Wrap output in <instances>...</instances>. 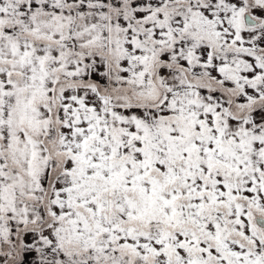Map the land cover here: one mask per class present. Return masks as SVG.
<instances>
[{
    "label": "snow or ice",
    "instance_id": "obj_1",
    "mask_svg": "<svg viewBox=\"0 0 264 264\" xmlns=\"http://www.w3.org/2000/svg\"><path fill=\"white\" fill-rule=\"evenodd\" d=\"M0 264H264V0H0Z\"/></svg>",
    "mask_w": 264,
    "mask_h": 264
}]
</instances>
